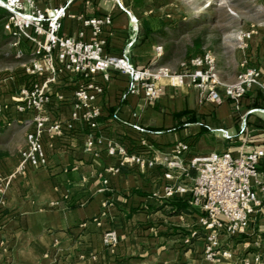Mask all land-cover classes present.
Wrapping results in <instances>:
<instances>
[{
    "label": "crops",
    "instance_id": "0c3cea01",
    "mask_svg": "<svg viewBox=\"0 0 264 264\" xmlns=\"http://www.w3.org/2000/svg\"><path fill=\"white\" fill-rule=\"evenodd\" d=\"M38 8H66L59 34L84 40L90 36L82 25L86 18L109 16L111 24L103 29L104 54L126 56L136 69L165 66L179 72L181 64L201 54L192 49L176 54L185 41L173 39L169 24L151 0H35ZM249 32L245 48L236 36L222 37L212 54L222 85L235 82L241 72H259L264 86V22L241 28ZM30 59V49L26 43ZM161 47L160 54L156 51ZM25 63V62H24ZM24 63L21 65L23 67ZM19 86L0 90V103H13L20 89L37 84L49 95L43 114L61 125L70 121L73 92L81 80L62 75L54 82L49 77L30 78L22 73ZM103 86L95 105L101 115L95 131L75 121L64 126L58 137L43 134L41 144L45 166L27 167L22 175L6 179L0 193V264H264V207L250 217L243 233L223 237L221 248L231 258L215 262L203 258L204 242L198 224L201 212L189 203V196L164 199L167 182L160 168L140 170L121 165L105 151L107 143H119L130 152L142 150L146 143L163 152L183 142L187 158L211 153L233 155L261 150L264 153V96L254 87L238 102L223 95L220 104L199 103L194 88L169 87L161 82L158 100L146 102L141 93L126 94L128 77L109 70L108 79L96 77ZM10 90V91H8ZM31 114L12 116L7 127L17 128L20 147L0 159V177H8L19 162L25 135L32 126H23ZM142 130V132L140 131ZM101 142L93 153L84 150L88 135ZM228 136L226 138L224 136ZM264 179V155L258 163ZM194 173L183 179L192 184ZM115 232L118 241L104 245L106 232ZM259 259V260H257ZM257 260V261H256Z\"/></svg>",
    "mask_w": 264,
    "mask_h": 264
},
{
    "label": "built area",
    "instance_id": "2783aa9c",
    "mask_svg": "<svg viewBox=\"0 0 264 264\" xmlns=\"http://www.w3.org/2000/svg\"><path fill=\"white\" fill-rule=\"evenodd\" d=\"M0 9L6 12L3 28L12 37L13 44L18 46L24 42L30 49V59L23 65L26 76H47L49 81L54 82L56 77L68 74L81 80L73 92L70 121L64 125L50 122L43 114L50 103V97L37 84L20 89L13 103H0V119L3 122L5 120L9 123L12 116L16 115H32L30 120L21 122L23 126H32V129L25 135V147L19 153V162L13 173L6 178L0 177V193L6 179L24 174L27 167L38 169L45 166L47 161L41 144L43 134L61 136L62 127L70 129L75 121L91 133L97 129L101 112L95 100L102 94L103 86L96 81V77L102 76L106 81L109 70L126 75V94L141 93L146 102L160 98L162 81L173 88H194L199 103L220 104V87L223 95L233 102H238L254 87L260 88L264 96L259 72L254 69L238 74L234 83L222 85L215 57L210 52L190 57L181 64L179 72H172L165 66L136 69L126 56L105 55L103 29L111 24L109 16L83 19V27L90 31L89 38L84 40L82 32L79 38L59 34L62 20L67 15L64 7L42 10L35 0H0ZM249 39V32H239L236 36L240 48H245ZM156 51L160 54L161 47H157ZM17 55L20 56V52ZM224 136L229 138L226 134ZM100 145L101 142L89 134L84 150L96 156L93 149ZM141 149L130 152L119 143L110 142L105 145L107 155L118 158L121 165L135 166L143 171L162 169L167 181L162 197L174 199L188 195L190 205L201 212L198 224L203 234L204 260L215 262L219 256L231 258V253L221 248V239L243 233L250 217L264 207V179L258 170L263 151L255 150L239 155L231 152L211 153L187 158L189 147L183 142L176 143L170 153L146 143L142 144ZM191 172L194 178L192 184L187 186L182 180L188 178ZM117 241L113 231L106 232L102 239L106 246L114 245Z\"/></svg>",
    "mask_w": 264,
    "mask_h": 264
},
{
    "label": "rangeland",
    "instance_id": "374dc122",
    "mask_svg": "<svg viewBox=\"0 0 264 264\" xmlns=\"http://www.w3.org/2000/svg\"><path fill=\"white\" fill-rule=\"evenodd\" d=\"M159 5L157 10L171 22H186L191 31L179 36L178 41H185L175 48L176 54L194 49L193 40L200 37L203 52L212 53L222 44L223 36L233 34L250 23L264 22V0H151ZM6 19V17H5ZM3 19V22L5 21ZM20 52V56L17 53ZM29 60L26 47L15 46L13 40L0 36V90L19 86L23 79L24 62ZM10 91V90H8ZM8 121L0 119V159L14 153L21 145L17 128L7 127Z\"/></svg>",
    "mask_w": 264,
    "mask_h": 264
},
{
    "label": "trees",
    "instance_id": "16d2710c",
    "mask_svg": "<svg viewBox=\"0 0 264 264\" xmlns=\"http://www.w3.org/2000/svg\"><path fill=\"white\" fill-rule=\"evenodd\" d=\"M6 16H7L6 12L0 9V36L5 40L7 39L13 40L12 37L3 28V24H4L3 19H5ZM189 31H191L189 24L186 22H180L174 24L173 28L170 30V34L173 39H177L180 34ZM192 42L194 49H199L203 43L200 37L194 39Z\"/></svg>",
    "mask_w": 264,
    "mask_h": 264
}]
</instances>
